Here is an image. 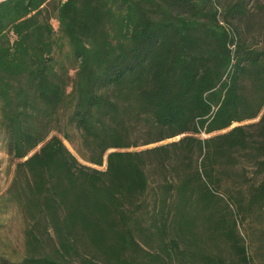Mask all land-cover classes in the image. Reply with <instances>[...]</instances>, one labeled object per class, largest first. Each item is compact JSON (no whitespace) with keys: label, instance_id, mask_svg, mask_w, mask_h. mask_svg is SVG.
Segmentation results:
<instances>
[{"label":"trees","instance_id":"1","mask_svg":"<svg viewBox=\"0 0 264 264\" xmlns=\"http://www.w3.org/2000/svg\"><path fill=\"white\" fill-rule=\"evenodd\" d=\"M217 1L0 0V264H256L226 199L264 204V0Z\"/></svg>","mask_w":264,"mask_h":264},{"label":"rangeland","instance_id":"2","mask_svg":"<svg viewBox=\"0 0 264 264\" xmlns=\"http://www.w3.org/2000/svg\"><path fill=\"white\" fill-rule=\"evenodd\" d=\"M228 1L233 0H218L217 3L218 5H221ZM229 20L234 23V19L229 17ZM50 22L54 27L56 26L54 18H51ZM254 31L256 30L250 29L248 31L249 35ZM250 120H244L242 122ZM233 124H236V122L234 121L230 125ZM177 136L178 135H175L165 140L173 139ZM64 143L72 152H74L69 142L64 140ZM241 165H244L246 176L250 181H258L264 176V170L261 169L256 171V166L250 163L246 155L243 154L238 155L235 158V164L233 165L235 168L234 171L239 169ZM12 167V161L9 160L5 153L4 145L0 141V194L3 192V189L10 178ZM243 185L244 184L241 186ZM226 200H228V206L232 211V216L235 218L236 229L243 237L245 252L251 256L256 264H264V204L255 211L244 216L242 208L239 207L234 199L228 198ZM21 228L22 219L15 206L7 204L3 210L0 209V249H2L10 258H17L22 253Z\"/></svg>","mask_w":264,"mask_h":264}]
</instances>
